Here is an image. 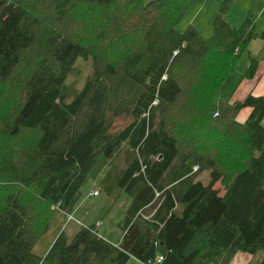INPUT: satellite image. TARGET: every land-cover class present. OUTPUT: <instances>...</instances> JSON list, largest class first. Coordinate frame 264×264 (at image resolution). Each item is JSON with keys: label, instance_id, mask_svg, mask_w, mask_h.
Wrapping results in <instances>:
<instances>
[{"label": "trees", "instance_id": "obj_1", "mask_svg": "<svg viewBox=\"0 0 264 264\" xmlns=\"http://www.w3.org/2000/svg\"><path fill=\"white\" fill-rule=\"evenodd\" d=\"M180 2L0 0V264H229L260 250L264 264V96L221 99L264 30L250 14L228 23L222 0L208 37L181 32ZM79 59L91 73L78 89ZM89 180L129 200L117 242L58 227L35 251Z\"/></svg>", "mask_w": 264, "mask_h": 264}, {"label": "rangeland", "instance_id": "obj_2", "mask_svg": "<svg viewBox=\"0 0 264 264\" xmlns=\"http://www.w3.org/2000/svg\"><path fill=\"white\" fill-rule=\"evenodd\" d=\"M146 1V0H145ZM215 0H208L205 4L203 0H181L179 5V10L182 13V18L177 21L175 24L176 29L178 31H184L187 24L193 25L197 30L200 37L205 38L210 35L211 25H209L207 19H205L210 13L211 5L214 4ZM253 0H242V2H252ZM233 2V0H232ZM239 2V1H238ZM256 2V1H255ZM262 3V1H261ZM261 3L252 4L247 6L248 10H250L247 15L249 17H254L257 15L256 8H260ZM201 4V5H200ZM200 5V6H199ZM257 5V6H254ZM219 6V5H218ZM241 6V5H240ZM237 9V8H236ZM235 9V10H236ZM227 10V9H226ZM256 10V11H255ZM232 11V10H231ZM236 11H232L231 13H235ZM217 13V9H216ZM227 11L225 12V14ZM224 14V16H225ZM223 16V17H224ZM262 16V14H261ZM259 22L261 21V17L259 18ZM258 23V22H257ZM258 42H253L250 48H247L246 51L239 56L236 70L234 73V78L232 81L226 86L224 91L221 92V99L223 101L240 102V100L246 96L248 93L254 94H262V90L264 88L261 87V82L257 81V77L254 78L255 75H260L262 69V49H261V39L257 38ZM255 56L257 60V67L254 70L253 77L251 79L242 76V73L249 66L248 57ZM76 67L81 70L80 75L78 77H69L68 81L74 80L77 88L79 89L82 85V81L86 75L91 73L89 61H85L79 59L76 62ZM264 96V95H263ZM249 108L240 109L237 114V120L243 121L248 114ZM261 124L264 127V119ZM211 176V173L208 169H204L203 172L198 175L197 179L201 184L207 183ZM215 189L220 188L218 190V194L223 193V187L217 183L214 186ZM92 180L87 181L84 186L81 188L82 195L81 200L77 207L71 214L72 220L68 218L62 219L57 222V224H52L47 234L39 239L37 245L35 247V251L41 252L46 246L51 237L54 235L55 229L58 227L66 231L69 236L73 235L74 229L78 227V225L86 226L90 224H97L100 222V225L97 226L98 232L103 235L105 239H107L110 243L117 242L120 237L121 230L117 227V223L119 219L123 217V211L126 206H128L129 200L125 194H121L118 199L112 201L107 199L102 191L98 190V194L96 196L92 195V191H95ZM61 225V227H60ZM263 254V250L257 252L256 254L251 253H242L237 252L233 255L229 264H257L261 255ZM125 264H140L136 262L134 258H128Z\"/></svg>", "mask_w": 264, "mask_h": 264}, {"label": "crops", "instance_id": "obj_3", "mask_svg": "<svg viewBox=\"0 0 264 264\" xmlns=\"http://www.w3.org/2000/svg\"><path fill=\"white\" fill-rule=\"evenodd\" d=\"M205 1V4L207 3L208 0H203ZM239 1V2H238ZM256 1V2H255ZM262 1V3H261ZM222 2V0H215L214 1V4L211 5V9H210V13H208L207 17L205 19H207V21L209 22L208 24L210 25V21L212 19V17H214V15L216 14V9H218V5H220ZM257 4L258 3H261L260 5V8H256L257 10V15L252 17L253 20H254V23L256 24V27H257V31H260V32H263L264 30V0H253L252 2H249V3H246V2H242V0H233V2L229 5L228 9L226 10L227 13L225 14L224 18L225 20L234 25V27H237L241 24L242 20L244 19L245 16H247V13L250 11L248 10L247 6L250 5V8H251V5L252 4ZM201 5V4H200ZM199 5V6H200ZM241 5V6H240ZM257 5H254V6H257ZM237 8V9H236ZM236 9V10H235ZM236 11L235 13H231L232 11ZM255 10V11H256ZM262 14V16H261ZM261 17V21L259 22V18ZM258 22V23H257ZM257 38L261 39L260 37H256L254 38L251 43L248 44L247 48H250L251 47V44L253 42H258L257 41ZM261 49H262V69H261V73L260 75H255L254 78L257 77V81L256 83H259L261 82V87L264 88V40L261 39ZM254 94V93H253ZM256 95H264V91L262 90V94H256ZM93 192V191H92ZM74 211V210H73ZM72 214V213H71ZM71 214L69 216H71ZM71 220H72V217H71ZM100 223V222H99ZM79 226V225H78ZM77 229L75 228L74 231H76ZM107 240V239H106ZM116 243V242H114ZM135 259V258H134ZM136 260V259H135ZM137 262V261H136ZM139 263V262H138ZM142 264V263H140Z\"/></svg>", "mask_w": 264, "mask_h": 264}, {"label": "built area", "instance_id": "obj_4", "mask_svg": "<svg viewBox=\"0 0 264 264\" xmlns=\"http://www.w3.org/2000/svg\"><path fill=\"white\" fill-rule=\"evenodd\" d=\"M91 194L94 195V196H96L98 193L96 191H93ZM68 218L71 219V216H68ZM99 225H100V223L95 224L96 227L99 226ZM160 258H162V257L159 256L156 260L158 261V260H160Z\"/></svg>", "mask_w": 264, "mask_h": 264}]
</instances>
